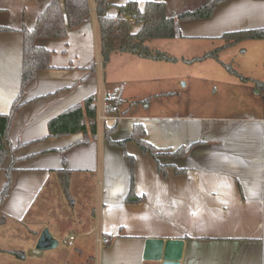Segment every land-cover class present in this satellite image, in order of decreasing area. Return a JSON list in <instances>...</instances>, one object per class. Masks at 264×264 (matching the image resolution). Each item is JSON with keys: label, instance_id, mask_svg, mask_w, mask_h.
Segmentation results:
<instances>
[{"label": "crops", "instance_id": "0c3cea01", "mask_svg": "<svg viewBox=\"0 0 264 264\" xmlns=\"http://www.w3.org/2000/svg\"><path fill=\"white\" fill-rule=\"evenodd\" d=\"M52 1L0 0V28L8 30L0 31V115H9L21 100L9 135L17 162L0 205V256L11 257L0 258V264L18 263L14 250L6 249L9 230L25 223L38 234L41 213L52 209L45 192L62 176L72 189L86 184L88 176L97 186L94 207L87 217L78 215L77 234L68 241L77 250L74 264H160L145 256L148 240L182 241L179 264H264V38H225L263 31L264 0H225L209 18L177 20L175 38L147 42L151 48L152 41H165L151 49L177 58L175 63L113 53L106 64L90 0V16L67 37L36 42L50 52L51 68L38 71L22 92L20 31L34 29ZM128 1L112 0L109 12L116 8L117 14ZM134 1L141 9L147 1L163 2L167 15L177 18L214 0ZM178 48L205 51L192 54L199 60L194 62ZM210 53L215 57H207ZM181 60L185 66L205 63V83L187 91L176 88L174 68ZM107 96L119 106L106 124L98 122L96 139L87 142L84 133L49 137L51 120L89 98L96 99L99 112ZM124 103L143 104L142 110L124 107L120 115ZM121 116L130 117L125 138L119 137ZM137 125L153 146L171 153L185 148L186 156L159 157L168 166L161 173L156 160L132 140ZM106 128H115L110 139ZM7 183L0 171V198ZM41 200L45 204L39 207ZM48 231L57 242L54 250L59 241ZM47 250L52 249L39 251Z\"/></svg>", "mask_w": 264, "mask_h": 264}, {"label": "trees", "instance_id": "16d2710c", "mask_svg": "<svg viewBox=\"0 0 264 264\" xmlns=\"http://www.w3.org/2000/svg\"><path fill=\"white\" fill-rule=\"evenodd\" d=\"M223 1L225 0H214L202 8L184 12L177 18H172L167 15V8L163 2L147 1L141 9L138 2L131 0L118 6L117 14H111L109 9L112 6V0H94L100 27L101 52L104 64L109 62L113 53H129L153 61L177 62V58L170 54L151 49L147 42L155 39L175 38L177 20L188 21L209 18L216 6ZM90 14V0H53L40 15L34 29L23 28L20 31L24 36L22 92L35 78L38 71L51 68L50 52L37 46L36 42L43 38L62 39L67 37L69 31L81 26ZM135 26L139 27L137 32L134 30ZM0 31L8 30L0 28ZM225 38L235 41L262 39L264 38V30L229 34ZM214 54L210 53L207 57L214 56ZM225 67L231 74L241 77L230 65H225ZM20 107L21 100L18 98L9 115H0V171H5L8 176V183L0 198V205L7 196L11 172L17 162L14 156L15 149L11 145L9 135ZM49 131L51 138L84 133L87 136V142L89 139H96L98 135L96 99L89 98L82 105L75 106L51 120ZM114 131L115 128H106V138L110 139ZM145 134L144 128L137 125L134 128L132 140L136 142L143 154H150L156 160L161 173H164L168 166L160 164L159 157L183 158L186 156L185 148L173 153L169 150L158 149L145 140ZM123 144L121 143V145ZM177 172L180 173L181 171L177 170ZM3 222L4 220L1 219L0 225Z\"/></svg>", "mask_w": 264, "mask_h": 264}, {"label": "rangeland", "instance_id": "374dc122", "mask_svg": "<svg viewBox=\"0 0 264 264\" xmlns=\"http://www.w3.org/2000/svg\"><path fill=\"white\" fill-rule=\"evenodd\" d=\"M117 11L116 8H114L112 14H116ZM134 28L138 29V26H135ZM165 41H152L151 48H155L154 46L158 47L159 43H164ZM166 43V42H165ZM193 44H197L199 42H191ZM155 44V45H153ZM163 49H166V47H162ZM179 53L181 56H183L185 59H190L191 61H194L195 58L192 54H197L196 52H202L205 51V49H200V51L195 50L191 51L193 53H189L185 51L184 48H178ZM157 50V49H153ZM159 50V49H158ZM161 50V49H160ZM191 56V57H190ZM193 58V59H191ZM199 61V60H196ZM194 61V62H196ZM182 60L179 62L178 66H176L177 73H176V79H177V85H181V87L187 91L191 88H193L196 84L199 83L203 84L205 83V69H203V66L205 67V63L203 64H193V66L183 64ZM184 67H187L184 69ZM185 85L187 87H185ZM131 88V84L127 85V89ZM143 104H125L119 108L120 115H122V109L124 107L126 108H132L133 112H136L137 110H142ZM123 116H121L120 119V138L127 137V128L129 122L126 120H129L130 117H126L124 121L122 119ZM132 123V122H131ZM92 178V179H91ZM96 181L93 179V177L88 176L87 183L83 186H76L74 189L71 188V183L69 182L68 177H59L53 184L47 188L45 195L47 194L52 202L50 203V206L52 209H49L44 212L42 215L41 209L38 210L39 213H41L42 219L38 221V234L32 233L28 230L27 224L25 226L24 224L16 225L14 231L9 230L11 236H8L6 233V236L10 239V245L6 247V249H13L15 252V257L12 259H17V264H74L73 262H79L78 258L75 257V260L73 259V256L77 253V250H74L73 248H70L68 246V241L71 236V234H77V230L75 229V219L78 217V215H81L82 218L87 217V215L90 214V211L92 207H94L95 201H96ZM66 197V198H65ZM76 198L77 203L74 206L72 203ZM64 203H66V208L64 206ZM45 204L44 200H41L39 202V207ZM48 225V226H47ZM47 226V227H46ZM32 228V227H31ZM50 230L52 234L55 235L57 240L59 241V246L56 249L47 250V251H39L37 246V241L41 238L42 234L46 230ZM3 235V237H6ZM38 237V239H37ZM37 240V241H36ZM3 241L8 242V238H3ZM36 242V243H35ZM8 253L5 256V252L2 253V256L0 258L8 259L7 256ZM71 256V257H70ZM36 259L38 261H36ZM84 260V259H83ZM82 260V261H83ZM90 260V259H89ZM70 262V263H69Z\"/></svg>", "mask_w": 264, "mask_h": 264}, {"label": "water", "instance_id": "95a60500", "mask_svg": "<svg viewBox=\"0 0 264 264\" xmlns=\"http://www.w3.org/2000/svg\"><path fill=\"white\" fill-rule=\"evenodd\" d=\"M182 241L148 240L146 245V257L159 261L160 264H179L182 252ZM57 242L46 230L38 243V250L53 249Z\"/></svg>", "mask_w": 264, "mask_h": 264}, {"label": "built area", "instance_id": "2783aa9c", "mask_svg": "<svg viewBox=\"0 0 264 264\" xmlns=\"http://www.w3.org/2000/svg\"><path fill=\"white\" fill-rule=\"evenodd\" d=\"M118 106H119L118 99H116L113 96H107L104 100V103H102L100 107V111L98 112V122L103 125L106 124L109 113L114 111V109H117ZM71 239L74 238L72 237ZM102 242L104 243L103 240Z\"/></svg>", "mask_w": 264, "mask_h": 264}]
</instances>
